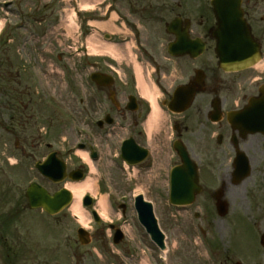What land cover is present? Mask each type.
I'll return each instance as SVG.
<instances>
[{"label": "rangeland", "instance_id": "374dc122", "mask_svg": "<svg viewBox=\"0 0 264 264\" xmlns=\"http://www.w3.org/2000/svg\"><path fill=\"white\" fill-rule=\"evenodd\" d=\"M81 1L0 0V20H12L9 31L13 32L14 37L7 44L6 51L4 40L0 45V116L4 86L33 93L35 113L33 120L25 117L20 125L12 128L13 135L2 131L0 125V166L8 167L5 173L0 168V225L4 219L2 223L7 231L4 232L2 225L0 234L5 233L9 246L4 249L0 240V264H156L163 252L151 242L133 207L127 209L125 217L119 208L122 201L130 206L133 195L139 193L154 204L156 216L166 234L168 250L163 253L166 257L164 264H222L220 261L226 257L231 259L229 264L237 260L243 264H264V247L260 244V236L264 233V152L258 155L253 164L256 173L249 180L226 189L229 213L220 217L205 195L186 208L170 206L166 192L169 179L165 167L170 158L158 146L160 136L164 137L166 143L172 136V133L164 130V124L171 119L167 113L161 114L160 133L158 128L149 132V117L144 122L151 155L140 166L118 168L121 164L118 157L120 141L129 136V128L124 123H121L122 128L111 130L110 127V134L97 132L99 138L90 143H97L99 156L91 159V164L82 158L80 153L83 151L77 146L79 141H84L81 134L84 120L81 100L88 96L95 102L91 95L95 90L94 85L88 84L89 91L84 89L89 73L97 69L113 71L122 79L121 82L129 81L130 91L138 85L137 90L143 96L135 70L137 56L145 70L144 79L151 87L152 97L155 100L160 98L164 90L184 82L196 67L202 66V62L214 54L211 50L201 60L187 56L172 57L168 53V43L173 38L166 32V23L178 13H184L198 24L199 12L211 6V0H152L154 9L160 13L151 20L133 13L124 0H107L106 6L114 14H106V6L96 10L97 21L110 22V25L108 28H98L92 36V43L113 45L102 41L105 34L112 36V42L119 41V35H124L126 40L120 46L125 50V56L121 60L107 55H86L85 40L90 34L85 36L82 18L77 13L80 10L86 12L80 7ZM17 8L38 14L40 23L37 37L31 38L28 34L30 31L26 33L25 29L19 28L21 18ZM114 15L116 18H113ZM69 16L76 26L74 30L69 28ZM200 32L201 29H195L193 34ZM127 43L131 44L132 54L126 48ZM104 103L111 106L108 99ZM31 108L32 104L28 109ZM96 131L94 129L91 133L95 134ZM26 137L29 152H32L33 138L37 139L38 157L25 158L27 166L12 167L6 161V156L9 157V152L14 149L15 141ZM46 143H51L53 149L62 150L65 153L63 156L72 163L71 167L83 164L87 178L94 179L99 193L102 188L103 194L113 203L114 208L100 225L90 216L87 229L92 232L93 241L87 246L78 241L77 229L82 224L69 209L57 216H49L41 210H22L26 205L24 191L32 181L37 180L50 190L55 189L34 168L35 161L48 153ZM16 177L17 181L22 182V192L14 186L7 189L12 187L10 184ZM196 211L201 213L200 218L194 216ZM112 221L121 224L126 234V239L117 249H114L108 228ZM135 258H138L137 263Z\"/></svg>", "mask_w": 264, "mask_h": 264}, {"label": "flooded vegetation", "instance_id": "af4514ba", "mask_svg": "<svg viewBox=\"0 0 264 264\" xmlns=\"http://www.w3.org/2000/svg\"><path fill=\"white\" fill-rule=\"evenodd\" d=\"M241 5L254 43L246 52L247 67L240 70H227L220 66L215 53L216 42L212 38L215 15L212 8L206 7L199 12V23H192L190 32L193 37H201L206 43L205 52L195 59L201 60L211 50L214 51L212 54L214 58H206L202 62V66L195 68L193 74L187 76L180 85L174 84L164 90L160 102L162 112H168L172 117L170 125L164 124L165 132L172 133L171 141L166 143L163 141L164 137L158 138V146L170 158L165 165L167 176L170 179L167 185L171 186L172 170L176 167H183L185 165L183 155H188L190 165L198 170L199 182L202 187V193L198 197L205 195L206 200L212 202L217 213L219 200L228 204L225 197L226 189L230 185H235L243 175L241 169L243 161H240V156L243 160L248 157L251 164L250 175L242 181L245 182L256 173L253 170V164L257 161L258 155L264 152V133H248V130L244 128L242 130L235 128L231 122L239 116L242 125L264 124V110H258L255 106L259 102H264V0H242ZM146 10L144 13L147 12ZM148 16L152 17L150 14ZM176 17L190 18L184 13H178ZM185 27L183 21L182 29ZM195 29H201V32L195 35L193 34ZM171 37H174L173 40L175 39V36L171 35ZM229 67L232 69V65ZM199 70L200 73H196ZM105 91L106 97L110 96L111 91H115L116 95H119L124 103V109L120 105L115 108L110 107V109L118 113L122 121L129 124L133 136H137L134 137L137 143L147 147L148 142L142 127V121L148 110L146 103L137 98L132 103V106H136L137 110L128 111L126 107L131 92H128L127 87L118 80ZM2 93L5 100L1 105V120L5 131L11 129L7 125L8 121L13 127L14 123L20 124L25 117H30L33 120L35 114L34 96L31 92L21 91L18 87L6 86L2 88ZM95 100L98 106L92 110V114H101L100 97L97 96ZM30 104H32L31 110L28 109ZM84 104V117L87 118L91 103L86 101ZM84 120L87 122L86 119ZM98 125L101 131L107 128L106 123ZM27 138L16 142L17 151H19L17 156L21 159L29 156ZM90 147L92 149V146ZM31 148L32 156H38L36 152L38 141L35 138H33ZM7 160L13 163L12 158L7 157ZM260 172L261 170L258 169V173ZM11 185L12 188L14 186L21 191V182H14ZM24 207L26 208L25 205ZM198 216L200 215L198 214ZM0 240L4 244L3 248L7 249L9 246L4 233L0 234ZM229 261L231 259L226 257L220 262L229 264ZM156 264L163 263L157 261Z\"/></svg>", "mask_w": 264, "mask_h": 264}, {"label": "water", "instance_id": "95a60500", "mask_svg": "<svg viewBox=\"0 0 264 264\" xmlns=\"http://www.w3.org/2000/svg\"><path fill=\"white\" fill-rule=\"evenodd\" d=\"M212 5L217 17V28L214 31V37L217 39V54L220 58L222 67H226L231 61L235 64L241 65L244 62L243 52L251 46V39L248 32V27L243 19V13L240 6V0H212ZM176 22H173L169 29L175 31ZM204 49V46L199 43L198 40H191L187 33L179 36V40L175 43L170 44L169 51L173 55H183L190 53L193 56H197ZM232 50L233 55L231 58L228 57V53ZM97 78V75H93ZM263 103H259L258 106L263 107ZM234 127L243 129L246 125L240 123V118L235 121L232 120ZM251 133L258 131L264 132V126H246ZM129 141H126L128 143ZM136 151L138 152V161L145 158L146 151L142 150L136 146ZM140 151V152H139ZM132 151L126 146L123 150V157L130 159L132 156ZM133 164V161H129ZM46 164V163H45ZM44 164V165H45ZM41 171L49 176L54 181H59L63 179L64 168L58 166L57 169L52 170L51 168L44 170L41 166ZM250 167L246 163L243 168V175L239 181L244 179L249 174ZM77 179V177H75ZM238 181V182H239ZM173 202L176 204H191L195 195L200 191L198 185L196 186V178L192 173L182 175L173 179ZM192 185L193 187H189ZM28 196L33 207H43L48 212L55 214L59 212L63 206L68 204L71 200V192L63 189L61 192L51 196L45 189L41 186L34 184L28 190ZM219 209L221 214H225V206L220 203ZM136 207L139 213V219L141 223L146 227L148 233L151 235L152 239L161 247L165 248L164 234L161 232L158 221L155 218L153 206L151 203L144 201L143 196L137 198ZM79 236L83 244L90 242L89 234L83 229L79 230ZM262 244L264 245V235L262 236Z\"/></svg>", "mask_w": 264, "mask_h": 264}, {"label": "bare ground", "instance_id": "6f19581e", "mask_svg": "<svg viewBox=\"0 0 264 264\" xmlns=\"http://www.w3.org/2000/svg\"><path fill=\"white\" fill-rule=\"evenodd\" d=\"M101 1L102 0H82L81 7L83 9H89ZM113 18H116V15H114ZM67 21H69V28L71 30H74L76 26L70 16L68 17ZM113 21L114 19L111 22ZM97 24L101 28H108L110 25V22L97 23ZM1 28H2V22L0 21V30ZM94 46L95 47L91 48L92 54L108 55L116 60H119V59L121 60L125 56L124 55L125 50H123L122 47L118 45L102 44V45H94ZM126 48L131 54V44H127ZM135 70H136L137 79L141 87L142 93L145 96L151 98L153 102V111L151 112V115L149 116V119H148V130L149 132H152L157 122H158L157 128L159 129L161 112L158 109V106L156 105L155 100L151 95L150 87L148 86V84L146 83L144 79L142 67L137 62L135 63ZM80 155L82 156L83 159H85L88 163L91 164L90 158L87 153L81 152ZM66 187L69 190H71V192L73 193V202L69 210L72 212V215L84 227L87 228V222L88 220H90V216L88 212L83 208L82 200H83L84 195L87 192H91L95 195L99 194L96 181L88 177L82 182H70L66 185ZM97 206L100 208V215L103 218H107V214L110 212V209H109L108 198L106 195H100L98 202H97Z\"/></svg>", "mask_w": 264, "mask_h": 264}]
</instances>
